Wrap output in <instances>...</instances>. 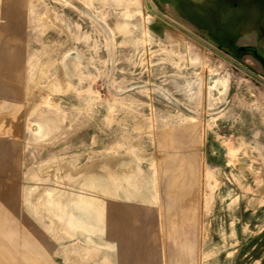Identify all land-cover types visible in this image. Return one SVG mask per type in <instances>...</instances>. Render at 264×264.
<instances>
[{
    "label": "rangeland",
    "instance_id": "1",
    "mask_svg": "<svg viewBox=\"0 0 264 264\" xmlns=\"http://www.w3.org/2000/svg\"><path fill=\"white\" fill-rule=\"evenodd\" d=\"M0 264H264V0H0Z\"/></svg>",
    "mask_w": 264,
    "mask_h": 264
},
{
    "label": "crops",
    "instance_id": "2",
    "mask_svg": "<svg viewBox=\"0 0 264 264\" xmlns=\"http://www.w3.org/2000/svg\"><path fill=\"white\" fill-rule=\"evenodd\" d=\"M26 254V253H25Z\"/></svg>",
    "mask_w": 264,
    "mask_h": 264
},
{
    "label": "water",
    "instance_id": "3",
    "mask_svg": "<svg viewBox=\"0 0 264 264\" xmlns=\"http://www.w3.org/2000/svg\"><path fill=\"white\" fill-rule=\"evenodd\" d=\"M238 59V58H237Z\"/></svg>",
    "mask_w": 264,
    "mask_h": 264
}]
</instances>
